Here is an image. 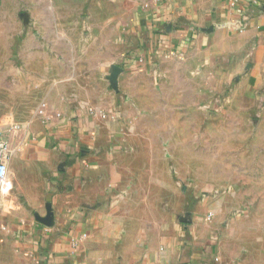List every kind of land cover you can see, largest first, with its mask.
<instances>
[{
	"label": "crops",
	"instance_id": "obj_1",
	"mask_svg": "<svg viewBox=\"0 0 264 264\" xmlns=\"http://www.w3.org/2000/svg\"><path fill=\"white\" fill-rule=\"evenodd\" d=\"M74 1L79 8L32 12L41 19L30 28L0 24L5 85L13 73L27 79L24 67L14 66L11 43L17 33H31L22 39L21 58L36 57L42 74L32 77L34 86L55 96L47 112L64 114L46 122L36 107L6 106L9 123L0 127L11 152L1 187L0 264H264V154L234 168L237 179L228 188L200 190L190 203L182 196L180 205L165 179L169 164L145 163L144 184L134 170L144 155L136 146L149 144L151 130L171 126L150 115L154 100H142L155 98L156 77H179L185 111L202 112L200 100L193 105L189 98L213 95L221 86L232 113L253 111L264 97V13L240 30L249 0ZM130 55L142 56L146 66L128 64ZM122 62L124 98L117 100L110 69ZM177 64L183 73L138 71ZM77 65L87 67L72 68ZM59 66H65L62 74ZM193 79L210 82V89H189ZM63 97L76 100L66 104ZM91 97H97L92 104ZM91 107L120 117L106 122L90 115ZM261 125L264 139V120ZM164 138L171 146L172 134L165 131ZM186 214L188 226L180 222Z\"/></svg>",
	"mask_w": 264,
	"mask_h": 264
},
{
	"label": "rangeland",
	"instance_id": "obj_2",
	"mask_svg": "<svg viewBox=\"0 0 264 264\" xmlns=\"http://www.w3.org/2000/svg\"><path fill=\"white\" fill-rule=\"evenodd\" d=\"M80 3V1L75 2L74 0H0V24L11 23L30 28L41 19L35 17L34 14L36 13H32L37 9H59L57 7L62 4L68 5L69 9H73L79 8ZM4 12L14 13L16 17H4L2 16ZM26 35L30 36L32 34L17 33L16 37L12 39L11 50L14 66L17 70L24 67L27 79L24 76L21 81L19 75L13 73L12 76H8L13 77L12 81H7L8 85H5L4 65L1 57L3 51L0 49V126L2 128L9 123L6 119V106L10 104L13 106H27L32 110L36 107L37 114L43 117L46 122L52 119H64V114L61 112H55L59 114L58 118L54 115L55 113L47 112L51 109V100L54 101L56 99L54 98L55 96H49L45 87L41 85L34 86L32 77L42 74V68L36 63V57L29 53L27 62L21 58L20 46L22 39ZM144 63L146 62L140 63V65H144ZM122 64L123 62L120 65L112 66L110 69V88L117 100L124 98L120 86V77L127 74V71H125ZM64 67L59 66L58 73L62 74ZM85 67L87 66L77 65L72 68L83 71ZM145 70L138 71H148L153 74H164L169 71L170 73L180 74L184 71L179 64L175 66L161 65L155 72L151 69ZM201 84L206 89L209 88L207 85H210V82L208 84L206 82L201 83L193 79L189 84V89L200 88ZM11 85L13 90H10ZM24 85L27 86L25 90L21 89ZM180 85L181 81L178 76L172 77V81L163 76L156 77L155 86L159 89L156 91L155 98H142L143 101L151 102L154 100L156 110L150 115L154 116L157 121L166 122V124L170 123L171 126L168 128L170 130L158 127L151 130L150 133L152 135L149 139V144L136 146L140 147V151L144 155L135 161L134 166V170L138 173L140 184H144L149 179L143 173L145 163H154L156 168L160 167L161 169H167L169 164L171 177L165 176V179L170 180L172 188L171 198L173 203L178 205H180L179 202H183L182 196L186 195L190 203L194 201L200 190H203V193L206 194L212 192V190L215 191L212 188H228L230 182L237 179L234 177V168H237L238 165L243 168L244 164L257 163V161L251 159V155L264 154V139L258 137V135H262L261 122L264 120V97L259 99L251 113H232L228 106L227 89L221 86V88L218 87L216 89L217 91L213 95H204L200 99L195 98V96L191 99L189 98V104L193 105L196 104L197 100H200L203 105L202 112H196L194 107H189L185 111L182 108L183 106H181ZM88 99L92 104V101H95L97 97ZM61 100L65 101L66 104L71 100L72 102L70 103L73 104L76 98L63 97ZM89 109V114L93 110L95 114L92 116L106 122H115L120 117V114L116 112L106 113L92 107ZM53 115L54 117L50 118ZM233 122L237 127L229 126ZM165 131L166 135L169 132L172 134L171 146L165 144L162 140L165 139ZM181 132L182 134L180 135ZM185 138L187 140L186 144L184 143ZM152 149H154V153ZM168 153H170L169 162L167 159ZM147 155L150 157L155 156V161H147ZM249 172H251L250 168ZM135 177L136 175H134ZM3 189L1 188L0 190V203H5ZM182 217L183 215H181L180 219Z\"/></svg>",
	"mask_w": 264,
	"mask_h": 264
},
{
	"label": "built area",
	"instance_id": "obj_3",
	"mask_svg": "<svg viewBox=\"0 0 264 264\" xmlns=\"http://www.w3.org/2000/svg\"><path fill=\"white\" fill-rule=\"evenodd\" d=\"M230 2H237V0H229ZM264 13V2L258 0H249L247 4V8L241 13L242 24L238 27V29L243 30L246 26V22L249 18H252L255 14ZM132 61H137L138 63H143L144 58L142 56H133L130 55L127 57V63L130 64ZM54 114V113H53ZM95 112L93 110L90 111V115H94ZM57 118L59 117L58 113L54 114ZM51 116L50 118L54 117ZM10 145L7 140L5 131L0 127V190L3 186L4 182L8 177L9 172V158H10ZM214 215L209 214L208 219H211ZM182 225L188 226L191 224V216L190 214H186L180 219Z\"/></svg>",
	"mask_w": 264,
	"mask_h": 264
},
{
	"label": "water",
	"instance_id": "obj_4",
	"mask_svg": "<svg viewBox=\"0 0 264 264\" xmlns=\"http://www.w3.org/2000/svg\"><path fill=\"white\" fill-rule=\"evenodd\" d=\"M42 223H44V224H47V225H49L50 223H49V221L48 220H40Z\"/></svg>",
	"mask_w": 264,
	"mask_h": 264
}]
</instances>
